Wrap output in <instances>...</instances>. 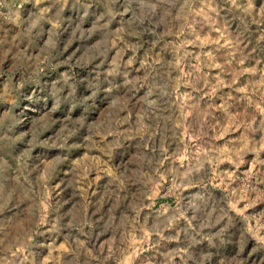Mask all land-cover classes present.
<instances>
[{"label":"rangeland","instance_id":"374dc122","mask_svg":"<svg viewBox=\"0 0 264 264\" xmlns=\"http://www.w3.org/2000/svg\"><path fill=\"white\" fill-rule=\"evenodd\" d=\"M0 264H264V0H0Z\"/></svg>","mask_w":264,"mask_h":264}]
</instances>
